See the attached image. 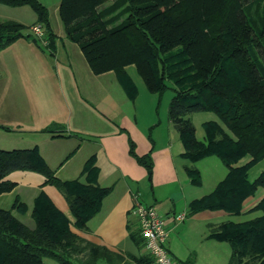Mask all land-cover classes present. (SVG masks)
<instances>
[{"label":"trees","instance_id":"1","mask_svg":"<svg viewBox=\"0 0 264 264\" xmlns=\"http://www.w3.org/2000/svg\"><path fill=\"white\" fill-rule=\"evenodd\" d=\"M0 4L31 7L46 41L45 45L33 33L25 34L28 26L6 20L0 23V52L26 37L55 54L58 37L47 6L40 0H0ZM60 16L67 38L78 44L92 72H114L132 101L138 92L128 73L130 66H135L149 92L162 95L173 90L168 117L180 134L182 156L190 163L185 172L192 185H202L201 173L194 166L201 160L216 156L228 168L212 193L190 203L188 215L203 211L243 214L245 200L264 188V170L254 181L249 179L250 169L264 160V65L255 51L264 47V0H62ZM197 112L215 113L224 126L205 122V141L198 140L193 122L186 118ZM55 129L50 126L43 131L55 134ZM122 132L128 137L129 155L152 182L154 147L139 155L128 131ZM245 157L250 160L239 165ZM16 171L43 175L45 185L64 195L74 221L44 192L35 200L34 228L11 210L0 209V264H45L48 258L59 264L154 263L150 255L139 259L121 254L71 229L73 225L86 229L114 189L98 183L96 155L86 161L81 177L63 181L38 147L0 149V194L16 187L6 179ZM14 208L24 211L25 205L17 201ZM255 212L261 215L211 227L208 238L231 247L228 264H264V198L249 211ZM129 231L137 245L144 244L139 229ZM193 262L191 258L182 263Z\"/></svg>","mask_w":264,"mask_h":264},{"label":"crops","instance_id":"2","mask_svg":"<svg viewBox=\"0 0 264 264\" xmlns=\"http://www.w3.org/2000/svg\"><path fill=\"white\" fill-rule=\"evenodd\" d=\"M40 1L48 8L53 7L56 22H60V32L54 29L59 42L54 55L26 37L0 52V149L38 147L49 166L57 167L56 176L63 181H71L81 177L86 161L99 153L92 147H87L98 144L96 139L72 136L75 133H87L85 118L88 114L92 118L94 113L86 112V109L81 112L72 106L73 110L68 113L62 107V111L49 115L44 113L46 107L50 102H59L63 98L76 101L82 107L83 95L90 90L91 97L96 93V88L102 86L101 78L115 73L95 75L78 44L67 38L60 16L62 0ZM18 10L23 9L0 4V23L11 19L21 21L17 18ZM34 20L37 21V17ZM34 25L35 22L30 26L31 29ZM105 95L108 96V92ZM27 108L30 110L26 116ZM168 121L172 126L169 117ZM50 126L56 127L55 134L43 131ZM112 133L114 135L102 140V161L97 156L96 158L100 169L98 183L103 187L113 186L114 189L103 201L99 214L88 222L87 228L80 230L73 225V232L115 252L143 259L149 256L148 250L144 244L137 245L131 239L129 231L139 229L138 219L132 212L136 201H139L144 206L156 209L159 206L162 210L160 212L157 209L166 218V226L170 231L167 245L177 261L184 262L192 258L193 264H228L232 253L230 245L208 236L211 227L230 220L231 215L224 211H203L194 216L188 215L190 203L205 195L190 183L189 178L175 171L171 144L154 151L153 191L143 195L134 188V184L144 180L147 172L129 155L127 135L118 133L116 129ZM76 148L78 149L73 154ZM139 154L146 152L140 151ZM67 158L69 160L63 164ZM184 173L186 174L185 170ZM6 179L16 183V187L0 194V209L11 210L28 227H35L32 211L36 198L42 192L74 221L64 195L57 188L45 185L43 175L32 171H16ZM169 184H175L174 190L162 195L163 189ZM254 196L245 200L243 214L249 213L262 201L264 192L257 199H253ZM17 201L25 205L24 211L14 208ZM183 213L187 215L186 219L177 222L176 216ZM97 264L111 263L101 260ZM121 264L139 263L127 260Z\"/></svg>","mask_w":264,"mask_h":264},{"label":"rangeland","instance_id":"3","mask_svg":"<svg viewBox=\"0 0 264 264\" xmlns=\"http://www.w3.org/2000/svg\"><path fill=\"white\" fill-rule=\"evenodd\" d=\"M52 8H53L52 6L48 8L51 25L53 31L55 29L57 32H60L61 26L58 27V23L60 22L58 23L56 22V18L54 16L55 14L53 13ZM18 9H23V10H18L17 18L21 20L18 22L24 25L27 24L28 28L27 30H25V33H33L30 26L34 22H36L34 20V18L37 17L35 12L29 6H25V8L18 7ZM54 33L56 34L55 31ZM56 41L58 43L59 38H57ZM43 44L46 45V41L43 40ZM255 51L258 54L260 62L264 65V47L262 46L255 48ZM128 73L130 74L137 88L138 94L135 101H132L127 96L122 86L119 84V82H117L116 76L113 73H109L101 78L103 84L102 86L96 88L97 91L95 94L93 93V95L90 97L89 94L91 91L88 90L87 94L83 95L84 102L83 104L79 103L82 104V107H80L78 103H76V101H72V100L70 101L68 98L66 99L63 98L59 102H50L47 105L44 113L53 115L54 113H56V111H62L61 110L62 107L64 108L65 112L68 113L69 110L72 109V106L74 109L80 110L81 112H84V110L86 109V112L90 111L94 113L92 118L90 117L89 114L87 118H85L86 123H84V125H86L85 127H87V133L86 134L75 133L72 136H76V137L78 136L80 138H85V139L92 138L99 141L98 144H96L95 146H87V147L90 148L92 147V149L95 150V152L96 150L97 152H99L98 155L96 156L98 157V159L100 158V161H102V156L104 155L103 146L101 145L102 140L107 139L110 136L114 135L112 133L113 129H116L118 133H123L122 129L127 130L137 145L138 153L141 151L144 153L146 152L147 154L151 151L153 147H154V151L155 150L158 151L161 148H165L168 144H171V153L172 155H174V159H175L173 163L174 169L175 171L180 172L181 175H183V177L188 179L187 174L184 173L185 170L184 168L186 165L190 163H188L187 160H184L182 156V154L184 153V146L180 139L179 132L174 127V125L170 126V123L168 121V108L174 96L173 90L168 89L162 95L151 93L147 89L144 80L137 72L135 66L128 67ZM169 86H172V84L169 83ZM107 92H108V96L105 95ZM29 110H30L29 108L26 109V116L28 115L27 112ZM186 118L191 119V121L193 122V125L196 130V136L200 141H205V129H204L205 122L217 121L221 123L218 116L213 112L189 113L186 115ZM77 149L78 148H76L72 153L75 154ZM154 151H153V157H154ZM69 158L65 159L63 161V164L67 162ZM249 159H250L249 157L243 158L240 161L239 165L246 164L249 161ZM194 166L198 168L201 173L202 185L198 187V190L203 192L204 195H208L212 193L219 184V182H221L228 174V168L216 156H212L204 160H201L195 163ZM50 168L56 173L57 167H50ZM105 170L106 169H104V171ZM263 170H264V160L250 169L249 179L251 181H254L261 174ZM153 186H154V176L152 182L150 181L148 176H146V178L144 180H141L140 183L134 184V188L136 190H139L143 195L145 193H151L153 191ZM174 186L175 184L167 185L166 188L163 189L162 195H165L166 193L174 190L175 188ZM262 192H264V188H260L257 194L253 197V199H257V197H259V195ZM157 209L159 211L161 210L159 206L157 207ZM259 215H261V212L235 215V216H231L230 220L240 223L253 219ZM45 264H59V263L54 259L48 258L45 259Z\"/></svg>","mask_w":264,"mask_h":264},{"label":"built area","instance_id":"4","mask_svg":"<svg viewBox=\"0 0 264 264\" xmlns=\"http://www.w3.org/2000/svg\"><path fill=\"white\" fill-rule=\"evenodd\" d=\"M31 30L38 38L44 39V30L41 25H35ZM132 212L138 219L144 245L154 259V264H183L177 261L169 251L167 244L170 231L166 226V218L155 207L144 206L139 201H136ZM186 217L185 213L179 214L176 216V221L182 222Z\"/></svg>","mask_w":264,"mask_h":264}]
</instances>
